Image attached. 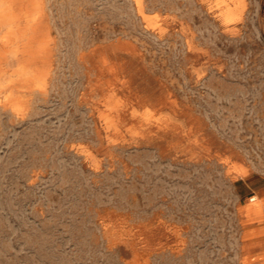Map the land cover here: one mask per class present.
<instances>
[{"label": "rangeland", "instance_id": "374dc122", "mask_svg": "<svg viewBox=\"0 0 264 264\" xmlns=\"http://www.w3.org/2000/svg\"><path fill=\"white\" fill-rule=\"evenodd\" d=\"M0 9V264H264V0Z\"/></svg>", "mask_w": 264, "mask_h": 264}, {"label": "bare ground", "instance_id": "6f19581e", "mask_svg": "<svg viewBox=\"0 0 264 264\" xmlns=\"http://www.w3.org/2000/svg\"><path fill=\"white\" fill-rule=\"evenodd\" d=\"M137 1V0H136ZM220 1H225V0H220ZM205 5V4H204ZM206 6V5H205ZM223 6V4H222ZM240 7V6H239ZM146 8V7H145ZM229 8V7H228ZM238 8V7H237ZM147 9V8H146ZM239 10V9H238ZM147 11V10H146ZM234 11V10H233ZM236 12V11H235ZM148 14V13H147ZM210 14V13H208ZM227 17L229 19H231L233 17V14L231 12H227ZM235 15V14H234ZM149 16V15H148ZM236 16V15H235ZM216 17V16H215ZM224 17V16H223ZM218 18V17H217ZM145 19V17H144ZM216 19V18H214ZM218 20V19H217ZM224 21V20H223ZM14 22H15V19L9 15V13H7V11L5 9H0V23L1 24H5L8 28L9 31H11L13 29V25H14ZM219 23V22H218ZM221 24V23H220ZM237 24V23H236ZM150 25V24H149ZM222 25V24H221ZM220 25V26H221ZM153 26V25H152ZM224 26V25H223ZM230 26V25H229ZM232 26V25H231ZM236 26V25H235ZM137 39V38H136ZM1 94V93H0ZM120 97V96H119ZM122 99V98H121ZM146 106V105H145ZM103 113V112H102ZM159 115V114H158ZM153 116V115H152ZM108 121V119H107ZM115 131V130H114ZM117 133V132H116ZM257 197H252L251 199H256ZM259 207H260V202H256L252 208H254L255 211H258L259 210ZM259 259H264V256L260 257Z\"/></svg>", "mask_w": 264, "mask_h": 264}]
</instances>
